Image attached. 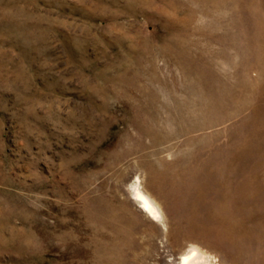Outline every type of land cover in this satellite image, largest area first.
<instances>
[{
	"label": "rangeland",
	"instance_id": "obj_1",
	"mask_svg": "<svg viewBox=\"0 0 264 264\" xmlns=\"http://www.w3.org/2000/svg\"><path fill=\"white\" fill-rule=\"evenodd\" d=\"M191 244L264 264V0H0V264Z\"/></svg>",
	"mask_w": 264,
	"mask_h": 264
},
{
	"label": "bare ground",
	"instance_id": "obj_2",
	"mask_svg": "<svg viewBox=\"0 0 264 264\" xmlns=\"http://www.w3.org/2000/svg\"><path fill=\"white\" fill-rule=\"evenodd\" d=\"M133 193L141 208L155 220L164 221V214L158 202L141 186L140 181L133 184ZM215 256L196 244L182 249L179 254L180 264H216Z\"/></svg>",
	"mask_w": 264,
	"mask_h": 264
}]
</instances>
